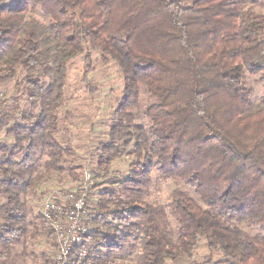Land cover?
Segmentation results:
<instances>
[{"label": "trees", "instance_id": "obj_1", "mask_svg": "<svg viewBox=\"0 0 264 264\" xmlns=\"http://www.w3.org/2000/svg\"><path fill=\"white\" fill-rule=\"evenodd\" d=\"M39 7L50 19L27 20ZM264 0H15L0 6V81L23 75L27 96L40 102L22 122L4 116L1 130L15 138L0 145V244L9 250L27 233L23 199L45 176H36L46 151L47 174L64 171L54 137L68 67L86 46L117 63L123 96L109 143L100 146L107 171L133 145L130 175L107 187L86 236L85 259L75 248L70 264H170L193 257L206 239L224 259L197 264H264V97L252 104L245 76L264 78ZM87 63L84 81L89 84ZM155 99L149 127L135 123L141 86ZM16 119V120H15ZM15 120L14 124L6 123ZM183 181L206 206L177 190L171 204L174 232L164 211L149 203L153 171ZM43 225L49 224L39 215Z\"/></svg>", "mask_w": 264, "mask_h": 264}, {"label": "rangeland", "instance_id": "obj_2", "mask_svg": "<svg viewBox=\"0 0 264 264\" xmlns=\"http://www.w3.org/2000/svg\"><path fill=\"white\" fill-rule=\"evenodd\" d=\"M14 1L0 0V6L11 4ZM254 11L264 15L263 9L254 8ZM26 18L27 20L36 19L45 25L50 22V19L39 7L31 8ZM87 63H90L91 66L88 77L89 84L84 81ZM22 79L23 75H19L7 82L0 81V125L6 115L23 123V116H34L40 112V102L35 103L27 96L26 85ZM244 81L246 87L252 91V104L258 105L264 97V78L246 74ZM123 89V76L117 63L114 61L104 62L102 54L90 46H86L85 53L70 63L63 95L64 101L56 109L59 129L54 137L64 149L70 150L73 156L64 154V162L61 163L64 171L47 174L46 165L49 156L46 151L40 152L35 175L45 176L46 179L34 191L28 193L31 201L27 202L26 206H31L32 219L39 217L43 203L53 198L58 192L63 194L77 192L86 195L88 223L90 228L95 227L97 205L104 190L111 186L115 180L121 181L127 178L130 175V165L136 160L132 145L121 158L111 161L107 171L102 170L98 163L100 146L109 143L108 134H110L114 123L115 111L121 102ZM154 103L155 99L149 95L146 86L142 85L139 105L134 110L137 125L144 127L151 125V120L147 117L146 112ZM15 120L7 122L6 125L11 126ZM14 143L15 138L8 136L6 131L0 128V145L12 146ZM152 174L153 184L148 201L164 211L174 232L177 229V223L171 215L170 206L177 190L190 194L200 205L206 206L185 182L180 180L165 181L156 170ZM239 226L251 236L264 233L260 227L247 224ZM49 229L53 235L50 226ZM52 241L55 245L54 239ZM208 258L224 259L222 254L210 251L207 240L204 239L193 257H185L180 262H170V264H197ZM116 264H137L136 255L134 254L129 261L116 260Z\"/></svg>", "mask_w": 264, "mask_h": 264}, {"label": "built area", "instance_id": "obj_3", "mask_svg": "<svg viewBox=\"0 0 264 264\" xmlns=\"http://www.w3.org/2000/svg\"><path fill=\"white\" fill-rule=\"evenodd\" d=\"M77 192L57 193L43 203V219L53 231L57 247L54 264H70L69 258L75 248L78 256L85 259L88 250L83 245L91 228L88 223L86 195ZM65 196V197H62Z\"/></svg>", "mask_w": 264, "mask_h": 264}, {"label": "crops", "instance_id": "obj_4", "mask_svg": "<svg viewBox=\"0 0 264 264\" xmlns=\"http://www.w3.org/2000/svg\"><path fill=\"white\" fill-rule=\"evenodd\" d=\"M29 195L23 199L27 233L20 241L11 245L9 250L0 244V264H54L57 247L52 241L53 235L49 227L43 225L38 218L32 219L31 206H26L31 201ZM7 208L8 201L0 192V211L4 213ZM39 214H42L41 210ZM2 223L4 219L0 220V224Z\"/></svg>", "mask_w": 264, "mask_h": 264}]
</instances>
